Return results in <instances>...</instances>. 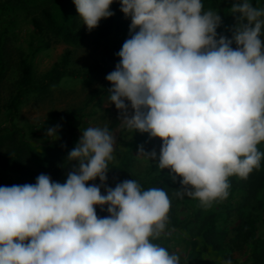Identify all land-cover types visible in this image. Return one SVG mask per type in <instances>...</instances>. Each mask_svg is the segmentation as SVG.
Wrapping results in <instances>:
<instances>
[{
  "label": "clouds",
  "instance_id": "obj_1",
  "mask_svg": "<svg viewBox=\"0 0 264 264\" xmlns=\"http://www.w3.org/2000/svg\"><path fill=\"white\" fill-rule=\"evenodd\" d=\"M73 2L91 32L115 14L117 0ZM118 2L131 19L130 38L106 80L122 126L163 141L157 166L180 177L188 196L204 204L226 198L229 177L246 179L264 157L257 147L264 142V9L234 4L238 22L228 39L218 37L221 16L202 0ZM46 134L55 138L56 128ZM114 144L107 127H88L68 154L75 164L65 183L41 174L35 184L0 186V264H180L152 242L170 210L163 189L142 190L131 179L101 193ZM97 178L101 185L88 183ZM105 205L109 215L101 218L96 206Z\"/></svg>",
  "mask_w": 264,
  "mask_h": 264
},
{
  "label": "rangeland",
  "instance_id": "obj_2",
  "mask_svg": "<svg viewBox=\"0 0 264 264\" xmlns=\"http://www.w3.org/2000/svg\"><path fill=\"white\" fill-rule=\"evenodd\" d=\"M0 1L7 5L5 13L0 17V36L10 38L13 47L28 60L34 85L43 84L55 64L60 63L66 56V68L70 71L86 72L96 68L88 76L65 74L42 90L29 91L10 121L9 103L20 88L21 81L17 63L10 65L12 69H9L6 78L9 86L4 90L1 99L0 127L15 125L21 128L27 142L42 154L47 147L59 142L57 126L65 113L72 116L70 124L75 129L77 143L88 127H107L115 137L113 159L109 163L117 167H127L128 173L137 179L142 190L157 188L160 184L158 177L168 171L157 166L163 141L150 137L148 133L123 127L118 110L109 102V89L112 85L106 80V76L120 62L117 53L125 40L130 38L129 27L112 31L102 39L98 38L95 28L88 31L87 41L71 42L51 33L50 22L42 15V11L49 12L58 24L67 21L74 24L75 30L86 28L78 16L73 0ZM239 2L241 0H210L211 6L204 7V10L211 9L219 14L220 8H223L229 12ZM33 15L39 18L40 34L34 31L31 22ZM230 30L231 25H221L219 32L232 39ZM261 40L264 42V35ZM231 47L235 48V43ZM2 66L0 63V69ZM131 114L132 110L129 108V115ZM49 128H56L55 138L46 134ZM141 147L146 154L155 151L156 158L151 159L140 153ZM257 147L264 152V142ZM41 174L52 178L50 171ZM3 177H10V174L0 167V178ZM67 177L68 175L58 182L65 183ZM129 177V174L123 175L125 180ZM235 187L234 184L230 185L226 198H218L210 204H204L193 197L186 204L173 201L168 228L152 242L166 248L170 254L178 255L180 264H190L189 257L193 249L200 253L202 264L208 261L225 264L229 260L231 264H264V191L260 197L263 200L262 205L248 212L257 235L252 240L240 238L238 244L233 240H237L236 235L242 230V220L235 208L241 203L242 194ZM205 226H213L215 231L226 233L223 250L216 251L202 237L201 228Z\"/></svg>",
  "mask_w": 264,
  "mask_h": 264
},
{
  "label": "trees",
  "instance_id": "obj_3",
  "mask_svg": "<svg viewBox=\"0 0 264 264\" xmlns=\"http://www.w3.org/2000/svg\"><path fill=\"white\" fill-rule=\"evenodd\" d=\"M204 7L211 6L210 0H202ZM254 7L264 9V0H250ZM6 2L0 1V17L6 11ZM111 10L115 13L112 17L102 19V22L97 27L98 38H105L112 31H121L128 28L131 24V19L126 18L120 11V3L114 2L111 5ZM42 15L50 22L51 33L56 37H61L71 42H84L89 38L87 28H77L75 30L74 24L67 21L63 23H56L52 16L46 10L42 11ZM219 15L222 19V27L231 25L230 36H233V30L237 24V17L239 13L233 14L231 11L227 12L220 8ZM31 22L36 34L41 33V24L37 16L31 17ZM221 25L217 28L218 37L222 34L219 32ZM17 57V61H16ZM0 63L3 66L0 69V115H1V99L4 90L8 88L9 82L6 81L10 65L17 63L16 66L20 71L21 81L20 88L12 97L9 103V119L13 120L17 110L22 103L25 95L29 91L42 90L50 84L62 78L65 74L71 76H88L95 71V67L86 72L70 71L66 68L68 63L67 56L62 59L60 63L55 64L53 70L47 75L43 84L34 85L32 81V69L27 59L19 50L15 49L11 43L10 38L0 36ZM97 67V66H96ZM72 116L63 114V119L58 123V136L59 142L46 148L45 153L37 152L25 139L24 132L21 128L15 125H7L0 127V167L3 171L8 172L10 177L0 178V186L24 185L35 184L37 177L41 172L50 171L53 182H58L68 175L73 170L75 162L67 160L69 152L76 146L75 129L70 124ZM259 150V149H258ZM261 153L263 151L259 150ZM37 165V167H36ZM40 171V172H39ZM128 180H137L133 175L128 173L127 167L114 166L108 162L107 180L104 185L97 178L95 181H89V184L101 185V193L106 194V188H115L117 184L125 181L123 175H128ZM170 170L160 177L158 180L160 184L157 188L163 189L170 199V210L172 202L186 204L190 200V196L185 193L181 184V178L176 177L173 180ZM229 184H234L237 191L242 194L241 203L235 208L238 211V216L242 220V230L236 235L238 243L240 238L252 240L256 237L253 222L251 221L249 211L261 206L263 200L261 197L264 191V157L260 161V166L254 169L246 179L239 178L238 176L229 177ZM141 185V184H140ZM169 210V211H170ZM97 215L101 218L108 216L107 205L96 206ZM199 213V212H198ZM169 226V212L166 221V228ZM202 237L215 249L216 251L223 250L225 246L224 239L226 233L222 231H215L213 226H205L201 228ZM245 240V241H246ZM237 241V242H236ZM200 253L192 250L189 257L190 264H202ZM227 258V257H226ZM206 264H218L214 261H208Z\"/></svg>",
  "mask_w": 264,
  "mask_h": 264
}]
</instances>
